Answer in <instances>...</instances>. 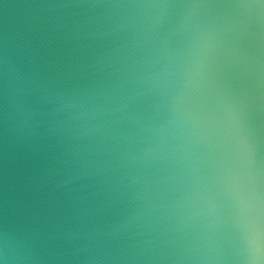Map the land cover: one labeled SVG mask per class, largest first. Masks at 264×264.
<instances>
[{
	"label": "clouds",
	"instance_id": "1",
	"mask_svg": "<svg viewBox=\"0 0 264 264\" xmlns=\"http://www.w3.org/2000/svg\"><path fill=\"white\" fill-rule=\"evenodd\" d=\"M0 32V264H264V0H36Z\"/></svg>",
	"mask_w": 264,
	"mask_h": 264
},
{
	"label": "water",
	"instance_id": "2",
	"mask_svg": "<svg viewBox=\"0 0 264 264\" xmlns=\"http://www.w3.org/2000/svg\"><path fill=\"white\" fill-rule=\"evenodd\" d=\"M36 0H0V32L19 25L28 12V5ZM3 200V164L0 160V203Z\"/></svg>",
	"mask_w": 264,
	"mask_h": 264
}]
</instances>
